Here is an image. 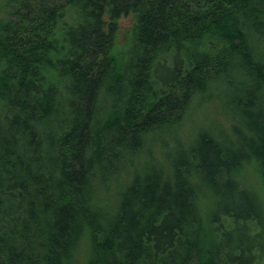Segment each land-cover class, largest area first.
Returning a JSON list of instances; mask_svg holds the SVG:
<instances>
[{
	"label": "trees",
	"instance_id": "16d2710c",
	"mask_svg": "<svg viewBox=\"0 0 264 264\" xmlns=\"http://www.w3.org/2000/svg\"><path fill=\"white\" fill-rule=\"evenodd\" d=\"M263 258L264 0H0V264Z\"/></svg>",
	"mask_w": 264,
	"mask_h": 264
},
{
	"label": "rangeland",
	"instance_id": "374dc122",
	"mask_svg": "<svg viewBox=\"0 0 264 264\" xmlns=\"http://www.w3.org/2000/svg\"><path fill=\"white\" fill-rule=\"evenodd\" d=\"M132 23L133 19L131 15L123 16L119 19V40H125ZM261 264H264V258Z\"/></svg>",
	"mask_w": 264,
	"mask_h": 264
}]
</instances>
